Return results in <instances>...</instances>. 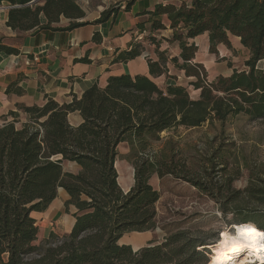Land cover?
I'll return each instance as SVG.
<instances>
[{
	"label": "trees",
	"instance_id": "16d2710c",
	"mask_svg": "<svg viewBox=\"0 0 264 264\" xmlns=\"http://www.w3.org/2000/svg\"><path fill=\"white\" fill-rule=\"evenodd\" d=\"M163 1L166 4L146 12L152 31L164 29L162 17L168 18V42L177 43L180 50L178 57H169L158 47L156 59L147 60L152 77L166 76L163 86L142 74L111 76L104 87L93 85L67 103L47 98L37 106L17 104L26 114L22 123L15 117L17 111H8L11 120L0 126V264H206L209 248H198L207 244L205 239L186 229H175L159 243L153 239L136 250L118 240L125 233L156 227L159 192L150 184L151 175L181 177L166 164L161 170L163 162L152 154L151 144L162 132L200 127L229 115L264 118V67L258 65L264 61V0H182L180 5ZM4 4L6 24L17 32L49 28L60 17L71 19L68 29L87 23L75 21L84 12L74 0H0V6ZM115 12L102 11L95 21H106ZM203 33L211 54H217L219 44L229 47V36L238 37L248 50L247 69L207 82L203 65L193 62L197 46L189 42ZM141 50L140 43L132 44L114 59L124 62ZM0 51L18 53L3 45ZM168 62L192 78L188 85L199 91L196 99L168 75ZM73 111L83 119L76 127L66 120ZM124 141L130 147L127 161L134 168L128 192L119 187L114 166L117 145ZM63 160L74 161L80 171L63 172ZM186 181L203 189L193 179ZM59 186L70 196L67 204L77 208L74 225L67 234L50 233L36 243L38 227L31 212L45 210ZM249 221L264 231V209L247 213L241 224Z\"/></svg>",
	"mask_w": 264,
	"mask_h": 264
},
{
	"label": "crops",
	"instance_id": "0c3cea01",
	"mask_svg": "<svg viewBox=\"0 0 264 264\" xmlns=\"http://www.w3.org/2000/svg\"><path fill=\"white\" fill-rule=\"evenodd\" d=\"M158 3L166 4L163 0H137L118 9L103 22L95 21L101 16V11L93 20L83 19L82 21L87 23L75 28H65L71 19L60 17L59 21L51 23L49 28H35L25 32L12 30L6 24L8 7L5 4L1 5L0 45L15 48L18 53L10 54L0 51V126L10 120V117L4 120L3 116H6L10 110L16 111L17 104L37 106L43 104L47 98L59 104L67 103L74 96L79 99L85 89L93 85L104 87L111 76L129 74L134 77L142 74L155 81L158 86H163L166 82L165 75L152 77L148 73L147 60L156 59L152 50L149 57L148 53L142 49L139 56L130 60L122 62L114 59L120 52L130 49L132 44H144L142 34L150 26L149 15L146 12L152 11ZM41 18L42 23H45V18ZM161 23L164 29L155 30L160 32L157 33L161 37L160 50H166L169 57H178L180 52L178 44L168 42L172 34L168 18L162 17ZM231 37L234 36H229L230 43ZM235 38L239 40L238 37ZM189 42H194L197 46L193 62L201 63L207 75H210L207 65L210 59L201 58L198 53L201 43L205 52L209 53L207 34L197 35ZM221 46L225 45L217 46V54L221 52ZM209 54L214 57L217 55ZM167 70L168 75L175 76L174 81L179 85H188V82L192 80L170 63L167 65ZM219 75L221 74H213L212 77ZM178 79L185 80L184 84L179 83ZM8 87L9 91L6 92ZM17 88L22 93L17 92ZM66 120L73 127L80 125L83 121L78 111L69 112ZM129 152L128 142H120L117 145L114 166L118 185L124 192H128L134 184V168L131 162L127 161ZM61 164L65 173L76 174L81 169L74 161L63 160ZM55 194V198L45 210L31 212L38 227L36 243L50 233L67 234L74 225V214L77 208L71 203L67 204L70 199L69 194L60 186L56 188ZM147 232L148 230L130 233L145 234ZM130 233L123 234L118 242L131 245L136 250L140 246H134L132 241L125 240L126 235ZM150 240L153 238L148 239Z\"/></svg>",
	"mask_w": 264,
	"mask_h": 264
},
{
	"label": "rangeland",
	"instance_id": "374dc122",
	"mask_svg": "<svg viewBox=\"0 0 264 264\" xmlns=\"http://www.w3.org/2000/svg\"><path fill=\"white\" fill-rule=\"evenodd\" d=\"M129 1L74 0L84 12V17L75 21L93 20L101 11L110 8L117 11L126 7ZM181 1L170 2L180 5ZM185 1L190 3V0ZM157 33L160 32L152 31L149 26L142 34L144 44L141 46L148 56L152 50L156 57L155 49H160L161 37ZM230 40V46H221L216 58L206 53L201 43L199 56L210 59L207 65L211 76L207 75V82L213 81V74L228 76L234 70L247 69L244 65L249 58L247 49L237 38L231 37ZM258 65L263 68L264 61ZM178 81L184 84L185 80ZM184 86H187L191 98L198 97L199 91L190 85ZM16 111L15 117L22 123L26 114L19 109ZM8 117L12 116H3V119ZM151 146L156 160L163 162L161 170L166 169V164L184 179L169 174L161 177L152 174L150 183L159 192L155 204L156 227L145 234L126 235L125 240L132 241L134 246H145L149 238L159 243L167 233L181 228L205 239L207 244L198 246L204 251V247L209 248L212 238L218 235L214 228L227 225L234 231L231 225L241 224L247 213L264 209V202L259 198L260 189L264 191V118L250 120L245 114H237L222 121L204 122L200 127H176L162 132L160 139ZM188 178L200 183L203 189L186 181ZM217 212L221 215L217 216ZM210 252L211 248L205 252L207 258Z\"/></svg>",
	"mask_w": 264,
	"mask_h": 264
},
{
	"label": "clouds",
	"instance_id": "9594fccd",
	"mask_svg": "<svg viewBox=\"0 0 264 264\" xmlns=\"http://www.w3.org/2000/svg\"><path fill=\"white\" fill-rule=\"evenodd\" d=\"M217 216L221 213L217 212ZM227 225L214 228L218 233L212 238L211 255L206 264H264V231L257 229L255 225ZM246 254L241 258V253Z\"/></svg>",
	"mask_w": 264,
	"mask_h": 264
},
{
	"label": "bare ground",
	"instance_id": "6f19581e",
	"mask_svg": "<svg viewBox=\"0 0 264 264\" xmlns=\"http://www.w3.org/2000/svg\"><path fill=\"white\" fill-rule=\"evenodd\" d=\"M237 226H242V225H254V223H252V222H248V223H243V224H236ZM258 229V228H257ZM258 230H260V229H258ZM261 231V230H260ZM209 248H211V247H209ZM246 252H247V250H245V252L244 253H241V258L243 257V255H245L246 254ZM210 255H211V253H210ZM257 262H259V261H257Z\"/></svg>",
	"mask_w": 264,
	"mask_h": 264
}]
</instances>
